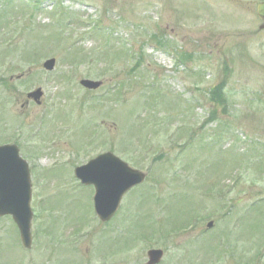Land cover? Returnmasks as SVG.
I'll list each match as a JSON object with an SVG mask.
<instances>
[{
    "label": "rangeland",
    "instance_id": "1",
    "mask_svg": "<svg viewBox=\"0 0 264 264\" xmlns=\"http://www.w3.org/2000/svg\"><path fill=\"white\" fill-rule=\"evenodd\" d=\"M10 2L16 7L15 22L5 25V30L27 32L29 27L32 34H1L0 87L1 78L31 71L21 91L41 88L45 110L54 112L48 138L32 141L39 150L53 142L51 147L60 156L52 167L47 166L57 161L52 157L37 163L41 169L34 179L32 251L21 249L12 219L0 222V264H147L151 249L165 251L161 264H240L241 258L250 261L256 252L262 258L255 264H264V31L256 12L259 2L63 0L71 14L67 29L68 15L59 13L51 1L42 4L49 17L40 14L37 20L33 3ZM4 6L3 1L0 7ZM96 11L97 32L87 24ZM75 15L83 19L74 22ZM24 16H28L26 26L21 23ZM65 30L69 41L85 38L76 48L84 50L87 64L81 60L73 71L65 60L72 54L64 53L65 46L55 49ZM159 40L168 46H160ZM24 42L37 54L53 51L32 65L16 54ZM52 57L65 80L43 71L41 64ZM12 64L16 68L6 71ZM82 79L104 86L86 94ZM223 80L227 81L225 102L217 106L209 100L210 91ZM119 84L123 99L118 95L115 102L112 96L119 93ZM4 94L0 88L3 99ZM95 100L104 109L93 104ZM212 111L216 119L210 122ZM33 114H38L37 107L28 108V119ZM136 120L147 122L146 131L134 129ZM34 127L36 123L30 128ZM251 144L256 149L247 158ZM111 150L148 176L125 196L119 216L104 229L95 216L93 190L81 187L74 171ZM179 197L183 204L176 201ZM163 206L177 215L170 223ZM190 208L199 211L200 220H190L187 224L192 221L193 226H187L186 232L169 234L181 226L184 220H179ZM230 211L232 217L223 221ZM240 217L239 231L245 222L246 228L238 232L235 222ZM210 221L215 225L207 230ZM251 223L261 228L248 231ZM153 230L158 236L148 241L146 235ZM227 231L238 232L231 237L236 262L226 258L220 245ZM258 236H263L261 251Z\"/></svg>",
    "mask_w": 264,
    "mask_h": 264
},
{
    "label": "water",
    "instance_id": "2",
    "mask_svg": "<svg viewBox=\"0 0 264 264\" xmlns=\"http://www.w3.org/2000/svg\"><path fill=\"white\" fill-rule=\"evenodd\" d=\"M259 17L264 21V2L258 7ZM264 28V26L262 27ZM51 62L48 68H52ZM86 86H94L90 82ZM2 154H4L2 152ZM0 215L12 214L18 223L23 242L30 246V209L31 182L27 165L21 162L17 172H9L0 155ZM114 164L116 168L102 170V165ZM77 175L87 184H94L97 188L96 209L102 219H109L116 212L119 202L125 192L144 180V175L131 170L117 158L106 155L92 162L88 167L79 169ZM152 261L158 262L162 257L160 251L151 252Z\"/></svg>",
    "mask_w": 264,
    "mask_h": 264
},
{
    "label": "flooded vegetation",
    "instance_id": "3",
    "mask_svg": "<svg viewBox=\"0 0 264 264\" xmlns=\"http://www.w3.org/2000/svg\"><path fill=\"white\" fill-rule=\"evenodd\" d=\"M27 102L22 108L27 106ZM21 116L14 117V121L8 125L5 116L0 113V146L12 145L18 148L19 154L25 158L27 156V132L25 131L24 125L20 123ZM24 118V116H23Z\"/></svg>",
    "mask_w": 264,
    "mask_h": 264
},
{
    "label": "trees",
    "instance_id": "4",
    "mask_svg": "<svg viewBox=\"0 0 264 264\" xmlns=\"http://www.w3.org/2000/svg\"><path fill=\"white\" fill-rule=\"evenodd\" d=\"M224 87L223 85L219 86L218 88H216L215 90H213L212 92V99L214 101H217L220 103H224L225 102V99H224Z\"/></svg>",
    "mask_w": 264,
    "mask_h": 264
}]
</instances>
